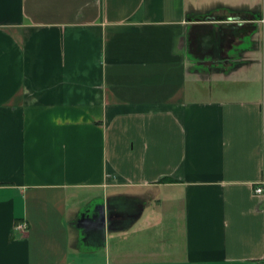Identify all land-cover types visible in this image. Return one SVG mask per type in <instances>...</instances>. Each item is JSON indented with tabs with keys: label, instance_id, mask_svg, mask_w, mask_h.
<instances>
[{
	"label": "crops",
	"instance_id": "obj_1",
	"mask_svg": "<svg viewBox=\"0 0 264 264\" xmlns=\"http://www.w3.org/2000/svg\"><path fill=\"white\" fill-rule=\"evenodd\" d=\"M263 18L0 0V264H264Z\"/></svg>",
	"mask_w": 264,
	"mask_h": 264
},
{
	"label": "built area",
	"instance_id": "obj_2",
	"mask_svg": "<svg viewBox=\"0 0 264 264\" xmlns=\"http://www.w3.org/2000/svg\"><path fill=\"white\" fill-rule=\"evenodd\" d=\"M261 21L264 23V18ZM263 132H264V126H263ZM253 193L255 195H263L264 194V180L254 184ZM16 228L19 230H25L26 225L24 223H20V224H17Z\"/></svg>",
	"mask_w": 264,
	"mask_h": 264
}]
</instances>
